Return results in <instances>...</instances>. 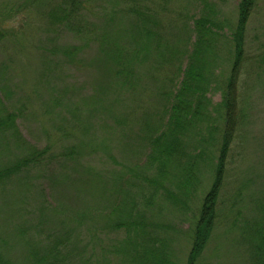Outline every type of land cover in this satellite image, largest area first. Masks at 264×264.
<instances>
[{"label":"rangeland","instance_id":"374dc122","mask_svg":"<svg viewBox=\"0 0 264 264\" xmlns=\"http://www.w3.org/2000/svg\"><path fill=\"white\" fill-rule=\"evenodd\" d=\"M14 1L18 0H0V11L16 9ZM102 1L108 0H93L91 9L101 10L97 6ZM212 1L227 23L234 25L240 0ZM166 3L171 6L169 0ZM255 3L247 27V54L252 61L237 83L240 123L233 131L226 161L219 223L198 264H255L243 232L245 223L264 217V0ZM2 21L0 89L6 108L0 107V118L11 111L18 120L0 130V171L30 156L33 149L44 150V154L38 164L0 181V235L11 246L9 254L14 261L22 263L26 238L36 241L40 230L42 235L62 233L78 223L76 234L82 244L88 246V234L93 232L97 238L94 250L100 253V239L107 244L124 239L120 231L105 234L96 213V208L113 201L117 178L123 177L119 182L122 207L131 202L126 194L129 191L143 210L152 191L137 174L146 169L147 138L157 129L152 94L156 90L145 87L143 80L121 87L97 42L87 41L73 27H52L37 10L27 8L14 21ZM105 21L93 24L103 28ZM104 33L110 50L115 29L110 26ZM70 50L72 55L66 53ZM156 75L151 71L148 78ZM208 97L217 105L222 91L212 89ZM214 114L217 119L203 128L204 137L209 131L216 134L215 126L218 130L222 127L217 122L220 112ZM207 153L217 155L215 148ZM211 173L212 168L202 172V193ZM145 174L153 176V171ZM166 187L176 191L169 183ZM156 198L153 218L148 220L158 225L159 238L170 244L177 262L186 264L192 239L189 214L172 207L166 201L167 192ZM137 212L136 208L134 215ZM26 226L29 234L20 239L18 229Z\"/></svg>","mask_w":264,"mask_h":264},{"label":"trees","instance_id":"16d2710c","mask_svg":"<svg viewBox=\"0 0 264 264\" xmlns=\"http://www.w3.org/2000/svg\"><path fill=\"white\" fill-rule=\"evenodd\" d=\"M18 1L13 2L16 9L0 11L1 23L14 21L27 8L37 10L52 27H73L87 41L97 42L99 53L105 55L106 63L113 65L112 76L121 87L133 80H143L145 87H154L157 129L147 138L149 150L143 164L146 169L137 174L152 189L145 198L144 209L137 207L129 191L126 194L131 202L120 206L121 176L117 178L120 189L114 191L113 201L100 210L96 208L105 234L123 232L122 241L107 244L100 239L101 251L97 253L93 244L96 235L90 232L88 246L83 245L76 234L78 223L62 233L42 235L40 230L36 241L26 238V256L19 263L9 254L11 246L6 238L0 235V264H181L170 244L159 238L158 225L148 220L153 218L156 196L162 197V191L167 192L166 201L172 207L189 214L192 224L188 233L192 239L186 264H198L219 223L218 203L226 161L233 131L240 123L237 83L252 61L247 54V27L254 14L255 0H240L232 26L212 0H195V4L194 0H169L171 6L167 0H108L97 6L103 12L91 9L93 0ZM101 20H106L103 28L101 24H93ZM110 26L116 35L109 41L112 48L108 50L104 29ZM11 30L14 35L15 27ZM4 37L0 33V40ZM151 71L157 72L156 77L148 78ZM212 89L222 91V100L217 105L208 97ZM1 94L0 89V107L6 108ZM219 112L217 122L222 127L213 129L220 137L211 131L204 137L203 128L216 121L214 113ZM17 120V114L8 111L0 118V130L15 125ZM213 148L216 156L207 153ZM30 154L0 171V181L38 164L44 150L33 149ZM210 168L211 180L202 193V172ZM147 170L153 171V176L146 175ZM130 172L133 170L129 171V178ZM167 183L176 191L168 189ZM136 208L138 212L134 215ZM18 231L20 239L29 234L27 226ZM243 232L255 264H264V217L245 223Z\"/></svg>","mask_w":264,"mask_h":264}]
</instances>
